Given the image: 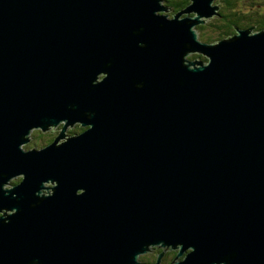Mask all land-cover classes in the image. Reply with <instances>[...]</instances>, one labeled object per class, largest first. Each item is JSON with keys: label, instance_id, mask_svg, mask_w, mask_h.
Segmentation results:
<instances>
[{"label": "water", "instance_id": "1", "mask_svg": "<svg viewBox=\"0 0 264 264\" xmlns=\"http://www.w3.org/2000/svg\"><path fill=\"white\" fill-rule=\"evenodd\" d=\"M165 9L0 0V264H264V29L208 43L213 0Z\"/></svg>", "mask_w": 264, "mask_h": 264}, {"label": "flooded vegetation", "instance_id": "2", "mask_svg": "<svg viewBox=\"0 0 264 264\" xmlns=\"http://www.w3.org/2000/svg\"><path fill=\"white\" fill-rule=\"evenodd\" d=\"M189 3H190V0H187L185 3L181 2V0H162V5L165 6V8H166L163 11V13L166 14L170 18L176 12H178L179 10L183 9L184 7H186ZM262 4L264 6V0H262ZM218 6H219V9H218V12H219V10L221 9L220 3L218 4ZM237 13H238V16H240L241 19H243L246 23L248 22L246 18L249 17V13L248 14L247 13L243 14V13H239V12H237ZM224 18L225 17H222L221 20H224ZM224 22L225 21H223L219 25L220 28L224 27V24H223ZM246 23L243 22L242 25H245ZM235 28H237V27H235ZM238 28H253L254 31H255V27L254 26H249V27L239 26ZM231 33L234 34L235 32H231ZM233 34H230V35H233ZM230 35H228V36H230ZM63 124H64L63 122L58 124V125H61V127H60V130L57 132V134L55 136H52V137L51 136H47V137L39 138V140L40 139H44V140H47L48 142H46L45 144H43L40 147H35V148H41V147H44L45 145L51 143L54 140V138L61 132ZM57 126H55L54 129H56ZM73 127H75V130L74 129H71V131L68 130V128H73ZM85 128L86 127L81 126L79 123H76L73 126L68 125L66 130H65V132H64L65 137L80 133ZM47 130H49V129H47ZM47 130L43 131V130H41L39 128L33 129L32 132L30 133L29 139L31 138V135L32 136L33 135L34 136H36V135L38 136L40 134H45V133L51 134ZM33 132H35V134ZM64 138L60 139L58 142L59 143L62 142L64 140ZM32 145H37V140L33 141ZM49 186H51V185H49ZM49 192H52V191L49 189L45 193H49ZM178 251H179V247L171 248V247H167V246L153 245V246H150L149 249L145 253H142V254H140L138 256V263H136V264H175V262L180 261V260L183 259L184 255L186 254L187 251H189V249H187L183 253V255L181 257L179 256L177 258L176 256H177Z\"/></svg>", "mask_w": 264, "mask_h": 264}, {"label": "rangeland", "instance_id": "3", "mask_svg": "<svg viewBox=\"0 0 264 264\" xmlns=\"http://www.w3.org/2000/svg\"><path fill=\"white\" fill-rule=\"evenodd\" d=\"M219 3H220V7L225 11L226 6H225V4L223 3L222 0H213V4L218 5ZM260 3L262 5V0H239L236 3L235 9H232V10L241 12L243 14L250 13V11H252L254 9H257L258 8L257 5L260 4ZM261 8L262 7L260 6L259 9H261ZM161 13H163V11ZM217 18H218L217 14H214L212 17H202V19L205 20V22L204 23H199V24L194 26V29L197 32L198 38H200L202 41H204V38L210 36L211 40H213V41L212 42H208V43H214V42H216L218 40V37L216 36V33L214 32L213 27L210 26L212 23H219ZM244 23H246V22L244 21ZM201 25H205V26L202 29H199L200 27H202ZM225 37H227V36H225ZM200 56L201 55H199L197 53H189L188 55H186V59H189V60L196 59V60L207 61V59L204 56H202V57H200ZM60 127H61V125H58L56 127V129L60 130ZM56 129H54V127H51V129L49 128V130H47V131L50 132L51 134L45 133V134H40L38 136L37 135L36 136H34V135L32 136L31 135V138L29 139V141L26 144H24L22 147L25 148V149H28V148H32V147H36V146H42L43 144H45L47 142V140H44V139H40L39 140V138H43V137H47V136H51V137L55 136L56 135ZM71 129L75 130V127L68 128L69 131H71ZM33 133L35 134V132H33ZM35 140H37V145H32V142L35 141ZM17 180L19 181L20 177L12 178L11 181L6 186H8V187L11 186L13 182L17 183L18 182ZM167 247H169V246H167Z\"/></svg>", "mask_w": 264, "mask_h": 264}, {"label": "trees", "instance_id": "4", "mask_svg": "<svg viewBox=\"0 0 264 264\" xmlns=\"http://www.w3.org/2000/svg\"><path fill=\"white\" fill-rule=\"evenodd\" d=\"M186 1L187 0H181V2H183V3H185ZM222 1L226 6L225 11L221 8L219 10V12L217 13V16H218L217 20L219 21V23H212L210 25L213 27L214 32L216 33V36L218 37V40L221 38H224L225 36L232 34L231 32H235V30H236L235 27H239V26H243V27L254 26L255 30L264 29V6H263V4L262 5H261V3L258 4L257 9L250 11L249 17L246 18L248 22L245 25H242L244 20L241 19L240 16H238V13H237L238 11L236 12V11L232 10V9H235L236 3L239 0H222ZM260 6L262 7L261 9H259ZM239 13H241V12H239ZM220 15L222 17H225L224 20H221L222 17ZM223 21H225L223 23L224 27L220 28L219 25ZM201 26L202 27H200V28L198 27V28L202 29L205 25H201ZM204 41L212 42L213 40H211V37L208 36V37L204 38ZM200 57H202V56H200ZM12 184H14V182Z\"/></svg>", "mask_w": 264, "mask_h": 264}, {"label": "bare ground", "instance_id": "5", "mask_svg": "<svg viewBox=\"0 0 264 264\" xmlns=\"http://www.w3.org/2000/svg\"><path fill=\"white\" fill-rule=\"evenodd\" d=\"M181 257V256H180Z\"/></svg>", "mask_w": 264, "mask_h": 264}]
</instances>
